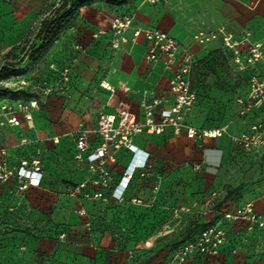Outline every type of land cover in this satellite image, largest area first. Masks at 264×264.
<instances>
[{"label": "rangeland", "instance_id": "obj_1", "mask_svg": "<svg viewBox=\"0 0 264 264\" xmlns=\"http://www.w3.org/2000/svg\"><path fill=\"white\" fill-rule=\"evenodd\" d=\"M87 1L90 3L60 32L45 56L37 59L44 22L64 5L80 6ZM209 2L200 11H214L217 6L223 10ZM93 5L96 8L87 15L139 14L142 22L154 23L181 40L191 36L197 61L193 87L212 108L207 116L210 127L230 125L240 118L236 98L248 91V81L238 71L234 54L225 48L222 39L212 38L228 15H198L196 8L190 13L187 6L183 9L181 0L159 11L144 0H48L44 11L23 27L11 15L0 13V149H6L15 164L38 158L44 168V180L38 188L20 191L15 181L0 186V264H176L177 249L220 219L225 204L230 203L232 209L244 203L243 187L233 188L228 183L208 190L199 201H182L172 194L171 186H164L169 171L149 161L148 171L135 175L122 201L112 199L110 193L103 200L69 194L93 177L87 163L78 160L75 141L82 131L93 136L96 128L88 127L86 117L97 106L94 92H104L102 86L112 82L110 76H116L113 68L96 64L97 76L91 84L80 85L81 77L75 81L72 77L75 66L85 64L86 59L101 62L108 58L112 39L108 46L100 43L101 37L96 38V34L101 29L88 35L91 26L81 18ZM111 47L109 56L114 58L121 47ZM111 86L114 94L116 89ZM44 88L52 92L44 95ZM35 99L40 109L32 121H26L22 108ZM52 104L58 108L56 115L49 112ZM12 115L18 118V125L8 122ZM247 123L264 124V113L255 114ZM36 130L42 131L41 136L34 135ZM238 149L240 159L246 158L247 152ZM115 158L116 162H110L116 165L110 190L118 185L132 155ZM243 163L238 161L237 167L246 173ZM263 166L264 157L253 163L252 169L256 167L258 172ZM261 182L264 178L250 184L263 185ZM251 193L253 198L264 194L256 190ZM80 207L88 217L78 215ZM60 215L66 222L58 221ZM71 218L72 222L67 221ZM229 230L237 236L234 241L231 238L219 258H193L187 264H264L263 235L247 234L235 226ZM45 243L50 247L44 248ZM87 246L96 249L93 257L83 255Z\"/></svg>", "mask_w": 264, "mask_h": 264}, {"label": "built area", "instance_id": "obj_2", "mask_svg": "<svg viewBox=\"0 0 264 264\" xmlns=\"http://www.w3.org/2000/svg\"><path fill=\"white\" fill-rule=\"evenodd\" d=\"M144 1L151 4L171 2V0ZM133 22L132 14L114 15L110 19V29H101L96 38L111 35V44L115 49L129 41L128 31L132 30V42L137 43L143 39L146 43V62L154 64L162 60L166 69L173 72L169 83L172 104L164 108L161 100L144 102V120H139L126 104L119 105L112 113L101 112L93 136L82 131L76 138L77 158L87 163L93 177L69 191L72 196L103 200L110 193L113 199L122 201L135 175L148 171V154L145 155L144 151L134 144L135 137L139 135H162L167 129H173L176 134L185 131L194 143L215 141L228 136L236 146L247 153L264 143L262 123L253 124L248 132L238 136L230 135L229 125L218 128H195L189 125L186 116L200 101V96L193 87L192 76L197 64L194 54L167 32L155 28H134ZM218 37L222 39L225 48L234 54V63L238 71L249 75L248 91L236 98L238 116L246 118L257 112L264 113V41L251 43L249 35L238 40L225 28L219 29L217 34L212 36L213 39ZM206 40L209 41L210 38ZM24 85L26 82H22V86ZM34 89L39 90L40 87L34 86ZM42 91L44 95H49L52 89L44 88ZM39 109V101L36 99L25 104L22 108L25 120L32 121L34 113ZM8 122L11 125L19 124L18 118L14 115ZM124 150L132 155L131 162L118 185L110 190L113 182L110 162H116L115 157ZM43 180L44 169L40 159H22L15 164L11 161L9 152L0 149V186L15 181L20 191H26L30 187H40ZM77 211L79 216L88 217L85 209L80 207ZM86 220L87 226H90L89 219ZM233 226L241 227L247 234L259 233L264 236V218L256 211L254 202H247L223 210L220 219L194 239L180 246L177 249L175 263L187 264L193 258L202 260L219 258L229 242L232 233L229 228Z\"/></svg>", "mask_w": 264, "mask_h": 264}, {"label": "crops", "instance_id": "obj_3", "mask_svg": "<svg viewBox=\"0 0 264 264\" xmlns=\"http://www.w3.org/2000/svg\"><path fill=\"white\" fill-rule=\"evenodd\" d=\"M177 1L171 0L169 3L161 4L145 3L159 11L170 3ZM211 1L214 4L220 5L219 7H223V10L221 8L218 10L217 6V8H214V11H200L202 8H205L209 0H181L183 9L187 6L190 13H193V10L196 8L198 15H228L227 21L223 22L218 27V30L225 28L227 32L232 33L238 40L249 35L251 43L264 41V0ZM47 4L48 0H0V13L2 15H11L10 17H13L12 19L18 21L19 25L23 27L22 25L26 22L36 15H40ZM95 8L94 5L89 8L87 7V11L84 12L86 15H81L83 20L88 21L89 24L87 25L91 26V28L87 29L88 35L91 31L110 29V18L113 15H87L88 12L93 13ZM117 10L121 11V9ZM123 14L134 15L133 13ZM138 15H134V28H155L163 30L179 41L183 47L191 51L194 56L196 55L195 45L192 43L191 36H185L181 40L170 31L154 23L148 24L142 22L141 15L140 18ZM127 37L129 41L123 44L121 49L114 52V58L109 56L112 50L110 44L111 35L101 37L99 39L100 43L107 44V46L110 44L108 46L110 47V51L107 52L108 58L103 59L101 62L86 59L85 64L79 63L75 66L72 77L75 81L76 77L80 76V85H89L94 81L97 76L95 69H98V65L96 64H100L102 67H111L116 72V76L113 75L108 78L112 82L110 84L105 83L110 86L111 84L114 85L116 89L114 94L106 90L100 93L97 91L94 92L97 106L86 117V122L90 129L97 128L98 116L101 112L112 113L121 104L128 105L138 116L139 120H144V102L151 103L154 100H161L163 101L164 108H168L172 104V96L169 92V83L173 75L172 70H167L162 60L154 64H148L145 60V41L141 39L137 43L132 42V30L128 31ZM123 87L129 88V91H124ZM97 107L99 108L97 109ZM92 108H95V106ZM211 109L200 95L198 105L187 114L186 122L195 128H218L219 126L210 127L207 121V116ZM49 112L52 115L58 113V108L55 104H52ZM258 113L260 112L255 114ZM252 116L233 121L229 125L230 135L238 136L248 132L252 124L250 125L247 122ZM26 123L32 124V122ZM28 128L32 129L33 125H29ZM41 133L42 131L36 130L34 135L41 136ZM134 144L140 150L144 151L145 155L148 154L150 163L161 164L163 168L169 171L170 178L164 186H171L173 188L172 194L182 198V201L190 199L199 201L208 190L212 188H223L228 183L233 188L243 187L241 196L243 197L244 203L254 202L256 211L264 218V194L258 198H253V194L251 193L253 190L264 192V182H261L263 185L258 183L253 186V184H250L254 180L258 181V179L261 180L264 178V166L258 172L256 167L252 169V164L264 157V143L261 147L247 153L246 158L243 157L242 159L238 156L239 147L228 136L215 141L206 140L194 143L188 138L185 131L176 134L173 129H167L162 135H139L135 137ZM126 153L130 155L128 151L124 150L119 152L117 156ZM238 161L244 162V172L246 173H243L237 167ZM110 166L112 170L116 167V165ZM245 170L249 171L247 172ZM256 172L257 176L254 175ZM129 192H127V195ZM74 218L77 219V216H74ZM58 221L66 222L61 215L58 217ZM67 221L72 222L73 218ZM77 222L75 221L74 224H77ZM76 228L78 229V227ZM43 247L49 248L50 244L45 243ZM95 252L96 249L92 246L83 248L84 256L93 257Z\"/></svg>", "mask_w": 264, "mask_h": 264}, {"label": "trees", "instance_id": "obj_4", "mask_svg": "<svg viewBox=\"0 0 264 264\" xmlns=\"http://www.w3.org/2000/svg\"><path fill=\"white\" fill-rule=\"evenodd\" d=\"M88 3H90V1L84 2L80 6H77L76 4H73V5H70V6L68 4L64 5L63 7H61L56 12V14L54 15V17L52 19L47 20V21L44 22V24L42 26V29H41V32H40L41 33L42 46L40 48H38L36 53H35L36 56H37V59H41L42 57L45 56V54L47 53L48 49L53 45V42L59 36L60 32L64 28L69 26L74 21L75 16L80 13V9L85 7V6H87ZM243 75L246 77V79L248 81V78H249L248 73H243ZM198 95L200 96L199 93H198ZM229 204H225L224 205L225 210L229 209ZM211 225L212 224H210L209 226H211ZM209 226L206 227L204 230L209 228ZM233 227H230V228L232 229ZM204 230H202V231H204ZM202 231H200L199 233H201ZM199 233L194 235V236H192V237H190L188 240L194 239L197 235H199ZM236 236L237 235L231 233L229 241L231 240V238H233V241H234L235 240L234 238H236ZM225 250H226V246L222 250V253H224Z\"/></svg>", "mask_w": 264, "mask_h": 264}, {"label": "bare ground", "instance_id": "obj_5", "mask_svg": "<svg viewBox=\"0 0 264 264\" xmlns=\"http://www.w3.org/2000/svg\"><path fill=\"white\" fill-rule=\"evenodd\" d=\"M102 87H103L105 90H107V91H110V92L113 91L112 86H110V85H108V84H107V85L105 84V85H103Z\"/></svg>", "mask_w": 264, "mask_h": 264}]
</instances>
